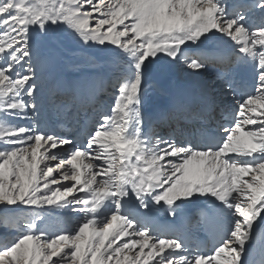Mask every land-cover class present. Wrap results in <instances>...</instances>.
Here are the masks:
<instances>
[{
	"label": "snow or ice",
	"instance_id": "obj_1",
	"mask_svg": "<svg viewBox=\"0 0 264 264\" xmlns=\"http://www.w3.org/2000/svg\"><path fill=\"white\" fill-rule=\"evenodd\" d=\"M0 264H264V0H0Z\"/></svg>",
	"mask_w": 264,
	"mask_h": 264
},
{
	"label": "bare ground",
	"instance_id": "obj_2",
	"mask_svg": "<svg viewBox=\"0 0 264 264\" xmlns=\"http://www.w3.org/2000/svg\"><path fill=\"white\" fill-rule=\"evenodd\" d=\"M220 70L223 71L224 69L221 68ZM85 72L86 71L78 72V73H69V75L67 76L60 77L59 80L61 82H67L69 85H75L77 82H79L80 80L84 78ZM243 76L245 80H249L250 82V77L248 76V73L246 71L243 73ZM175 79H176V89L177 90L191 89L194 86L195 78L193 77L185 78L182 73H177ZM149 92L152 94H154L155 92V85L153 83L149 84ZM161 102H164V101L162 100ZM165 131H167V129H165ZM190 216L193 222V226L190 229L191 234L195 236L196 238L203 239L202 234L198 233V230L195 227V220H197L199 217L198 215L195 214L194 209L190 212ZM157 219H158V222L160 223L169 222L172 220V218L168 217L167 215L165 216V218L157 217ZM175 222L179 224L180 218L178 217Z\"/></svg>",
	"mask_w": 264,
	"mask_h": 264
},
{
	"label": "rangeland",
	"instance_id": "obj_3",
	"mask_svg": "<svg viewBox=\"0 0 264 264\" xmlns=\"http://www.w3.org/2000/svg\"><path fill=\"white\" fill-rule=\"evenodd\" d=\"M82 67L83 66H79V65L70 63L67 60H65L64 63H54L51 71L53 75L59 79L60 77L69 75V73L83 72ZM84 71L86 72H105L107 71V69H101L97 67L96 69H85ZM147 87L149 88V85ZM149 94H152V93L149 92ZM166 215H167L166 213L161 212L158 217L165 218Z\"/></svg>",
	"mask_w": 264,
	"mask_h": 264
}]
</instances>
